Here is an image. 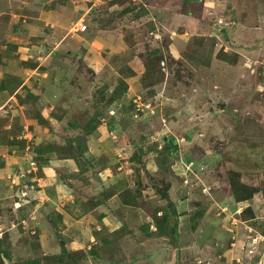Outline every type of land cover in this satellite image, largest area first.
<instances>
[{"label":"rangeland","instance_id":"obj_1","mask_svg":"<svg viewBox=\"0 0 264 264\" xmlns=\"http://www.w3.org/2000/svg\"><path fill=\"white\" fill-rule=\"evenodd\" d=\"M89 8L0 0L2 264H264V0Z\"/></svg>","mask_w":264,"mask_h":264},{"label":"trees","instance_id":"obj_2","mask_svg":"<svg viewBox=\"0 0 264 264\" xmlns=\"http://www.w3.org/2000/svg\"><path fill=\"white\" fill-rule=\"evenodd\" d=\"M131 1H138V0H131ZM186 1H194V0H186ZM87 6H89V5H87ZM89 7H90V8H89V10H88L86 13H82L84 16H86V15L90 12V10H91L92 8H94V6H89ZM97 7H98V6H97ZM83 23H84V30H86V29H87V24L84 22V20H83ZM123 85L125 86V82L121 81V83H120L119 85H117V86L114 88V90H113V92H112L114 97H119L120 94H121L122 92L125 91L126 88L123 87ZM38 121H39V123H41V124L45 122L44 118L41 117V116L38 118ZM96 127H97V122L90 121V122L84 127V131L88 134V133H90L93 129H95ZM233 190L235 191V189H233ZM254 191H256V190L246 191V190L241 189V191H240V193H239L238 190H236V191L234 192V193H235V196H236V200H237V201H244V200H246V199H249L250 196H251V194L254 193ZM162 218H165V215H163ZM151 234L156 235V234H158V232H156V233H151ZM159 235H162V233H160ZM7 255H8V254H7ZM0 264H2V261H0Z\"/></svg>","mask_w":264,"mask_h":264},{"label":"built area","instance_id":"obj_3","mask_svg":"<svg viewBox=\"0 0 264 264\" xmlns=\"http://www.w3.org/2000/svg\"><path fill=\"white\" fill-rule=\"evenodd\" d=\"M72 3H80L84 5H89V6H96L99 5L103 0H67Z\"/></svg>","mask_w":264,"mask_h":264},{"label":"crops","instance_id":"obj_4","mask_svg":"<svg viewBox=\"0 0 264 264\" xmlns=\"http://www.w3.org/2000/svg\"><path fill=\"white\" fill-rule=\"evenodd\" d=\"M167 4H168V3H167ZM82 22H83V21H82ZM81 27H82V28L84 27V23L81 24ZM82 28H81V29H82ZM83 31H85V30H84V29H83V30H80V32H83ZM0 167H2V166H0Z\"/></svg>","mask_w":264,"mask_h":264}]
</instances>
